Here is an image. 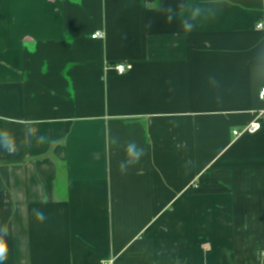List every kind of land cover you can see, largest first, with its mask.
Here are the masks:
<instances>
[{"label":"crops","instance_id":"1","mask_svg":"<svg viewBox=\"0 0 264 264\" xmlns=\"http://www.w3.org/2000/svg\"><path fill=\"white\" fill-rule=\"evenodd\" d=\"M260 22L264 0H0V264H264Z\"/></svg>","mask_w":264,"mask_h":264},{"label":"clouds","instance_id":"2","mask_svg":"<svg viewBox=\"0 0 264 264\" xmlns=\"http://www.w3.org/2000/svg\"><path fill=\"white\" fill-rule=\"evenodd\" d=\"M200 16H201V9L198 7L192 8L189 11L188 18L185 19L182 25L183 30L185 32H191L194 28V22ZM172 19H173L172 16H168L166 18V23H171ZM150 26H151V23H149L148 27ZM0 138H3L6 145H10L12 143L11 134L7 129L0 132ZM113 145L117 147L121 146L119 137H113L111 139V143L109 147ZM123 147H124L125 158L122 159L118 164V170L122 174L127 173L131 167H134L135 165H137L140 162L141 158L145 155L144 148L139 146L134 140L128 141ZM32 211L37 221L43 222L47 219V216L43 211H39L35 208ZM3 232H4V235L7 234L6 226L4 227ZM6 252H7L6 244L4 243L3 238L0 237V261H4L6 259Z\"/></svg>","mask_w":264,"mask_h":264},{"label":"built area","instance_id":"3","mask_svg":"<svg viewBox=\"0 0 264 264\" xmlns=\"http://www.w3.org/2000/svg\"><path fill=\"white\" fill-rule=\"evenodd\" d=\"M264 26V24L262 22H260L257 26L258 29L262 28ZM104 35V32H96L92 35L93 38H102ZM131 67L123 65V64H118L117 66V70L120 73H124L127 69H130ZM261 99L264 98V87L262 89V92L260 94ZM261 127V116L257 117L256 120H254L253 122L250 123V125H248L246 128H244L242 131L240 130H236L234 131L235 135H240L241 133H253L256 132L257 130H259Z\"/></svg>","mask_w":264,"mask_h":264}]
</instances>
